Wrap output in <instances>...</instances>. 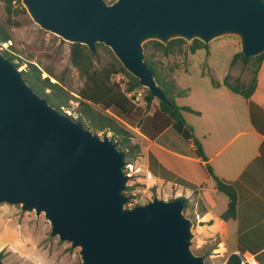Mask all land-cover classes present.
Returning a JSON list of instances; mask_svg holds the SVG:
<instances>
[{
    "label": "water",
    "instance_id": "95a60500",
    "mask_svg": "<svg viewBox=\"0 0 264 264\" xmlns=\"http://www.w3.org/2000/svg\"><path fill=\"white\" fill-rule=\"evenodd\" d=\"M40 29L107 47L137 84L167 100L144 63L145 41L203 44L233 36L245 58L264 53V0H19ZM125 153L48 104L0 52V203L42 214L79 264H205L191 249L183 202L153 196L124 207ZM0 264H3L0 260Z\"/></svg>",
    "mask_w": 264,
    "mask_h": 264
},
{
    "label": "rangeland",
    "instance_id": "374dc122",
    "mask_svg": "<svg viewBox=\"0 0 264 264\" xmlns=\"http://www.w3.org/2000/svg\"><path fill=\"white\" fill-rule=\"evenodd\" d=\"M103 1L110 3L114 0ZM11 3L14 7H18L15 0H11ZM5 18L4 0H0V21L5 20ZM6 30L9 33V40L0 42V51L9 49L14 55L12 63L16 64L17 70H25L26 64L29 62L41 71V78L48 77L50 82L58 83L68 94V100L62 103L59 111L73 118V115L77 113L76 92L81 87L82 78L69 62L70 43L48 31L40 29L31 21L25 11L16 14L12 13ZM232 37L223 36L211 40L209 42L210 50L206 57L197 53L188 58L187 56L190 53H188L187 48L190 41H183L179 45V51L174 50L173 53L163 56L160 52L151 53V45L148 40L144 42L143 55L148 61L153 63L156 72L161 78L172 81L174 79L177 86L185 92V95L175 100L176 104L192 108L195 106L198 90H207L209 89L210 80L221 79L229 60L228 56L233 50L232 40L234 38ZM110 60L109 53L101 46H98L94 62L97 65H101ZM254 66L255 63L252 58L246 63L237 59L228 68L224 77L230 85L236 84L241 88L246 87L250 83ZM46 70L50 72L51 76L46 73ZM126 81L127 79L124 75H122V79L119 78L118 84L122 89L125 87ZM47 91L48 89H45V92ZM137 91L139 94H137ZM144 93V88H137L127 95L137 107L141 110L143 109V111L140 110L142 116L146 112H150L157 104V101L153 99L150 107L144 110ZM182 117L185 125L198 119L197 116L188 112H182ZM138 118L136 112L131 114V116H125V119L123 117L119 118L121 123L133 131L130 143L139 145L138 151H134L131 157L125 156V158L127 157V159L138 164L142 171L136 176L137 179L135 184H133L136 191L135 197L129 199L124 207L143 204L153 196L164 200L179 196L183 197L184 191L179 186V178L175 174L163 172L160 166L149 162L148 141L141 136ZM95 134L99 138H103V136L108 139L111 138V134L108 131H97ZM157 142L179 147L183 140L170 128L159 137ZM145 165H147L149 171L151 169L155 174L164 176L165 179L152 180L146 178L144 175ZM189 197L190 200H187V206L183 213L192 220V207L194 205L198 207L202 202L192 193H190ZM218 197L221 199L226 198L221 193L218 194ZM48 232L49 226L47 221L43 219L42 214L35 216L33 211L21 212L19 205L0 203V260L3 264H79L78 248L70 249L69 243L60 242L57 237H50ZM211 245L210 241L197 245L195 236H193L190 249L194 254L203 255L205 264H219L218 261L213 260L209 256Z\"/></svg>",
    "mask_w": 264,
    "mask_h": 264
},
{
    "label": "crops",
    "instance_id": "0c3cea01",
    "mask_svg": "<svg viewBox=\"0 0 264 264\" xmlns=\"http://www.w3.org/2000/svg\"><path fill=\"white\" fill-rule=\"evenodd\" d=\"M232 38L234 46L226 68L220 80L214 79L218 86L209 83V89L198 90L195 106H187L197 111L196 114L181 111V114L188 112L198 118L184 124L191 137L183 138L171 125L152 138L148 134L141 136L148 141V147L153 145L170 155L159 161L152 153L149 162L179 178L184 198L190 200L192 193L202 202L198 207L194 205L191 212V232L197 245L210 241L209 256L219 264L230 254L244 258L249 264H264V57L256 68L255 84L249 96L231 91L221 81L230 67L231 56L238 52L237 39ZM209 46L208 43L197 48L187 57L197 53L206 57ZM173 82L176 89L181 90L174 79ZM152 110L145 115H151ZM170 128L183 140L181 146L157 142ZM192 137L198 141L204 158L196 153ZM205 165L220 182L232 187L233 217H219L226 208L227 197L215 188V180L207 173ZM145 172L148 179H165L149 171L147 165ZM219 193L226 198L218 197Z\"/></svg>",
    "mask_w": 264,
    "mask_h": 264
},
{
    "label": "trees",
    "instance_id": "16d2710c",
    "mask_svg": "<svg viewBox=\"0 0 264 264\" xmlns=\"http://www.w3.org/2000/svg\"><path fill=\"white\" fill-rule=\"evenodd\" d=\"M15 1L18 7H14L11 3V0H4V11L6 13V18L5 20L0 21L1 43L9 40V33L6 30V26L10 20V15L12 13L16 14L18 12H24L19 0ZM148 42L151 45V53L160 52L163 56H166L173 53L174 50L179 51V45L183 43V40L179 38L171 39L164 45L154 40H150ZM144 45L145 43L143 44V47ZM98 46H101L109 53L111 59L109 62L103 63L101 65H97L94 62L96 58V49ZM205 46L206 44L193 39L190 41L187 50L188 53H193L195 49ZM0 52L12 62L14 55L9 51V49H4ZM263 57L264 53H260L254 57L245 58L239 51L235 52L229 61L230 66L237 59L243 63H246L252 58L255 63L250 83L248 86L241 88L236 84L230 85L227 83L224 77L221 81L222 84L228 87L231 91L239 93L243 97H248L255 84L256 68ZM69 62L76 69L78 75L82 78L81 87L76 92V101L78 107L76 113L77 116L74 120L80 122L82 126L90 133L95 134L97 131L110 132L111 138L109 139L119 150L125 153V156L131 157L134 151H138L139 145L137 143H130V139L133 136V131L125 124L121 123L119 118L123 117L125 119V116H131V114L135 112L139 117L137 120L139 131L143 135L148 134L149 138H152L167 125H171L183 138L188 139L191 137L190 133L188 132V128L184 126L185 122L181 111H188L195 114L197 111L192 110L187 106H179L176 104L175 98L184 95V91L176 89V86L172 80L161 78L156 72L153 63L148 61L145 56L144 63L154 76L158 87L167 100V104L157 101L156 107H153L152 114H144L143 116L140 112L141 109L131 101L130 97L127 96L128 92L142 87L137 84V81L133 76L123 69V67L111 54L107 47L100 43H96L94 45V51L90 53L85 46L77 43H71L69 45ZM20 72L24 81L31 87V89L38 95L44 97L46 102L57 110H59V107L62 105V103H65L68 100L67 92L60 85H58V83L50 82L48 77L41 78V71L32 63L27 62L26 69ZM46 73L50 75V72L47 70ZM114 74H122L126 77L127 81L123 89L112 79ZM210 83L212 86H218V83L214 80H210ZM45 89H48V91L45 92ZM152 100L153 97L149 91L145 89V93L143 95L144 110L150 107ZM141 111H143V109ZM142 118L144 119V123ZM192 141L198 156L204 158L198 141L193 137ZM148 152L150 159L151 154L154 153L157 155L159 161L163 160V157L170 156L165 151L153 145L148 147ZM205 169L207 173L215 180V188L227 197L226 208L219 215V217L221 219L233 217L235 208V195L232 187L220 182L211 173V170L208 166L205 165ZM176 198L182 200L184 210L187 206V199L182 196ZM223 264L248 263L241 262L238 255L230 254Z\"/></svg>",
    "mask_w": 264,
    "mask_h": 264
},
{
    "label": "built area",
    "instance_id": "2783aa9c",
    "mask_svg": "<svg viewBox=\"0 0 264 264\" xmlns=\"http://www.w3.org/2000/svg\"><path fill=\"white\" fill-rule=\"evenodd\" d=\"M119 78L122 79L121 74H114L112 76V79L117 83H118ZM130 92H132V91H130ZM128 93H127V95H128ZM137 94H139L138 91H137ZM76 116H77L76 114L73 115L72 119H75ZM121 171H122L123 175L127 178L128 187L125 190V193L128 194L129 199H132L133 197H135V192H136L135 188L133 187V184H135V180L137 179L136 176L138 174L142 173V171L140 169V166H138V164H136L134 161L126 159V158H125V163L122 166ZM144 175L146 176V178L148 177V174L146 172H144ZM239 258H240L241 262H247L244 258H241V257H239Z\"/></svg>",
    "mask_w": 264,
    "mask_h": 264
}]
</instances>
